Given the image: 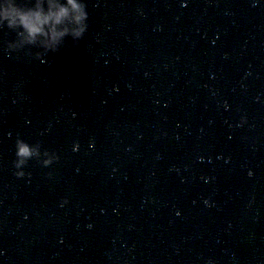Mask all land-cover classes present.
Segmentation results:
<instances>
[{"label":"clouds","instance_id":"obj_1","mask_svg":"<svg viewBox=\"0 0 264 264\" xmlns=\"http://www.w3.org/2000/svg\"><path fill=\"white\" fill-rule=\"evenodd\" d=\"M88 18L86 0H0V28L6 26L18 37L7 43V51L11 54L28 50L35 60L41 62L47 53L64 46L66 38L70 37L73 43L79 42L88 29ZM241 123H246V118L242 117ZM78 147L74 145L73 150ZM14 155L13 174L17 178L31 175L25 171L31 160L48 168L59 159L55 151L42 150L39 141L30 143L19 136L15 139ZM66 203L67 200L63 199L61 206ZM204 204L210 206V201L205 199ZM0 255H3L2 250Z\"/></svg>","mask_w":264,"mask_h":264}]
</instances>
